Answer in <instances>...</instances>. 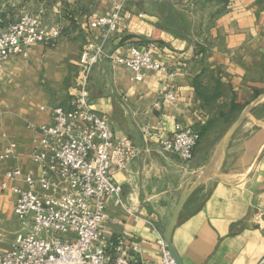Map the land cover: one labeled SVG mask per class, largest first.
Masks as SVG:
<instances>
[{"label": "crops", "instance_id": "obj_1", "mask_svg": "<svg viewBox=\"0 0 264 264\" xmlns=\"http://www.w3.org/2000/svg\"><path fill=\"white\" fill-rule=\"evenodd\" d=\"M117 8L116 32L105 37L90 27ZM41 9L44 21L52 17L47 25L60 27L59 37L36 44L28 58L12 57L0 70V150L16 145L13 157L0 162V247L9 250L16 235L30 229L14 214L17 194L1 187L5 172L38 173L30 157L36 127L51 121L52 107H68L83 46L103 43L106 56L90 78L91 103L137 151L126 168L112 171L121 202L107 198L100 229L107 241L122 236L138 245L132 264H156L182 191L243 110L264 95V0H56ZM133 48L148 50L164 70L133 79L118 62ZM172 83L176 100L165 101ZM233 103L245 106L236 112ZM176 124L201 133L189 161L160 147L159 138H170ZM145 127L155 135L145 136ZM172 242L184 264H264V98L185 203Z\"/></svg>", "mask_w": 264, "mask_h": 264}, {"label": "built area", "instance_id": "obj_2", "mask_svg": "<svg viewBox=\"0 0 264 264\" xmlns=\"http://www.w3.org/2000/svg\"><path fill=\"white\" fill-rule=\"evenodd\" d=\"M43 15V9L25 13L0 31V70L12 57L28 58L36 44L59 37L60 27L47 25ZM120 26L119 8L90 22V27L100 29L105 37ZM105 56L103 43L88 42L83 46L68 107H52L51 121L36 127L39 138L30 157L38 166V173H26L19 167L5 172L1 187L17 194L14 214L30 229L17 234L9 250L0 247V264L135 262L139 252L135 242L122 236L107 241L100 229L107 198L115 197L117 203L121 202L122 188L112 171L126 168L137 151L129 138L117 137L110 120L92 106L91 74ZM118 62L127 65L137 81L148 71L164 70L148 50L133 48L129 57ZM174 89L172 83L163 95L165 101L176 100ZM156 105L160 106L161 101ZM142 132L147 137L155 135L148 127ZM199 140L198 131L176 124L173 135L159 138V144L163 151L189 161ZM15 147L10 143L0 150V162L12 158ZM160 246L161 256L156 264H175L162 239Z\"/></svg>", "mask_w": 264, "mask_h": 264}, {"label": "water", "instance_id": "obj_3", "mask_svg": "<svg viewBox=\"0 0 264 264\" xmlns=\"http://www.w3.org/2000/svg\"><path fill=\"white\" fill-rule=\"evenodd\" d=\"M264 98V95H261L259 98H257L255 101H253L250 105H248L243 112L239 115V117L236 119V121L233 123V125L228 129V131L223 135L219 143L217 144L215 151L209 160L208 164L206 165L205 169L199 174L197 179L189 186H187L181 193L177 204L173 210L172 216L169 220V223L162 234V239L164 243L166 244L167 250L173 259L175 264H184L180 255L178 254L177 250L175 249L173 242H172V235L173 231L178 223L179 216L181 214V211L187 202V200L190 198V196L199 188V186L203 183V181L211 174L213 171L216 162L218 161L226 143L230 139V137L233 135L237 127L240 125L244 117L249 113V111L262 99Z\"/></svg>", "mask_w": 264, "mask_h": 264}, {"label": "rangeland", "instance_id": "obj_4", "mask_svg": "<svg viewBox=\"0 0 264 264\" xmlns=\"http://www.w3.org/2000/svg\"><path fill=\"white\" fill-rule=\"evenodd\" d=\"M52 1L56 2V0H48L46 3H42V0H0V31L17 21L25 13H36L41 8H51L55 4ZM47 18L45 19L46 24L53 22L51 15Z\"/></svg>", "mask_w": 264, "mask_h": 264}, {"label": "trees", "instance_id": "obj_5", "mask_svg": "<svg viewBox=\"0 0 264 264\" xmlns=\"http://www.w3.org/2000/svg\"><path fill=\"white\" fill-rule=\"evenodd\" d=\"M213 1H217V2H220V3H227L229 0H213ZM205 98H206V96H205ZM243 106H245V105H241V104H237V105H235V104L233 103V104H232V110L238 112V111H240V110L243 108ZM199 133H200V132H199ZM200 134H201V133H200ZM200 137H201V135H200Z\"/></svg>", "mask_w": 264, "mask_h": 264}]
</instances>
